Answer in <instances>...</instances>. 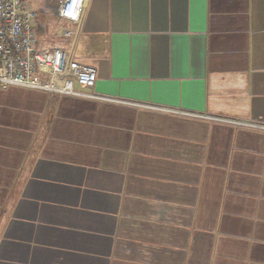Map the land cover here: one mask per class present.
Returning a JSON list of instances; mask_svg holds the SVG:
<instances>
[{
    "label": "crops",
    "instance_id": "crops-1",
    "mask_svg": "<svg viewBox=\"0 0 264 264\" xmlns=\"http://www.w3.org/2000/svg\"><path fill=\"white\" fill-rule=\"evenodd\" d=\"M76 58L111 100L0 88V264H264V0H90Z\"/></svg>",
    "mask_w": 264,
    "mask_h": 264
},
{
    "label": "built area",
    "instance_id": "built-area-1",
    "mask_svg": "<svg viewBox=\"0 0 264 264\" xmlns=\"http://www.w3.org/2000/svg\"><path fill=\"white\" fill-rule=\"evenodd\" d=\"M49 1L59 17L70 25L65 47H38L34 34L37 12L30 7L28 0H0V88L21 87L111 100L88 92L95 85L96 69L76 58V47L84 29L90 0ZM232 122L264 129V125Z\"/></svg>",
    "mask_w": 264,
    "mask_h": 264
},
{
    "label": "rangeland",
    "instance_id": "rangeland-1",
    "mask_svg": "<svg viewBox=\"0 0 264 264\" xmlns=\"http://www.w3.org/2000/svg\"><path fill=\"white\" fill-rule=\"evenodd\" d=\"M28 1L30 4V7L36 10L39 15V12H40L39 10L43 8L44 0H28ZM45 9L48 12L46 13L48 17H51L54 15L53 11L49 10V8H45ZM54 18L50 25L49 31L47 33L45 32V35L41 36V38L39 39L41 42L40 44L43 49H49L53 47H65L67 45L68 38L64 35V32H63L65 31V28H61V29L59 28L55 31L56 27L58 28V27L63 26L64 24H66L65 22L67 21L63 19L59 21H55Z\"/></svg>",
    "mask_w": 264,
    "mask_h": 264
},
{
    "label": "trees",
    "instance_id": "trees-1",
    "mask_svg": "<svg viewBox=\"0 0 264 264\" xmlns=\"http://www.w3.org/2000/svg\"><path fill=\"white\" fill-rule=\"evenodd\" d=\"M52 2L50 3V6L52 7ZM40 12H39V15L37 14V18H36V21H35V36H36V38H37V43H38V47L39 48H42V46H41V42H40V38H41V36H43V35H45V32L47 33L48 31H49V29H50V25H51V23H52V20H53V18H54V20L55 21H59L60 19L57 17V15L54 13V15L53 16H51V17H48L47 16V14L46 13H48L47 11H46V9H45V7H43V8H41L40 10H39ZM52 11V10H51ZM64 22V21H63ZM61 29V28H67V25L66 24H64L63 26H61V27H56V29H55V31L57 30V29ZM54 48V47H53ZM49 49H52V48H49Z\"/></svg>",
    "mask_w": 264,
    "mask_h": 264
}]
</instances>
